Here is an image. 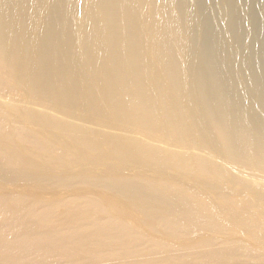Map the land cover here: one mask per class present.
<instances>
[{
    "label": "bare ground",
    "instance_id": "bare-ground-1",
    "mask_svg": "<svg viewBox=\"0 0 264 264\" xmlns=\"http://www.w3.org/2000/svg\"><path fill=\"white\" fill-rule=\"evenodd\" d=\"M244 1L0 0V186L71 198L0 193V264H264V7Z\"/></svg>",
    "mask_w": 264,
    "mask_h": 264
},
{
    "label": "rangeland",
    "instance_id": "rangeland-1",
    "mask_svg": "<svg viewBox=\"0 0 264 264\" xmlns=\"http://www.w3.org/2000/svg\"><path fill=\"white\" fill-rule=\"evenodd\" d=\"M249 4H250V1H246V0L243 3L244 6L249 5ZM249 6H250L249 7V10L252 13L255 21H259L260 20V13H259V11H260V8L262 6L264 7V0H254V1L251 0V4ZM257 32L255 31L253 33V35H252L253 38L258 37ZM27 127H28V129L30 131L36 129L34 123H32V122L31 123H28L27 124ZM9 131H10V134L12 135V137L14 139H16L17 138L16 137L17 132L14 129H9ZM41 131H42V133H39L37 135L42 140H44L45 137H48L50 135L49 132H47L45 130H41ZM182 149L184 150V152H187L189 150V149H187V147L186 148H182ZM63 156H64V158H67L68 157L66 153H64ZM32 160L36 164L42 163V158L40 156H35V157L32 158ZM116 163H117V161H115V160L107 159V160H104V164H102V165L101 164L100 165H96V167L93 168L92 170H93V172H95V174H100V173H103L107 169L108 165H110V164H116ZM74 169L77 171V170H80L81 168L78 165H76V167ZM56 171L57 172H60L61 170L56 169ZM147 174H151V173L147 172ZM33 185L34 184H32V183H30V184L28 183L26 186H18V187H16V186H13L11 184H5V186L4 185L3 186H0V193H3L6 189H13L14 187H16V189H18V190L21 189V188H25V189L30 188V189H32V191H34L33 192L34 194H31V195L38 194L43 199H51V200H53L54 198H62L64 201H67V200L71 199V198L68 197V195H69L70 192L68 190H66L65 188L54 187V186H52L50 184L45 183V184H43L41 186V189L37 192V188L38 187L36 188ZM256 191L257 190L253 189L252 190V195H249L250 198L253 197L252 198V201L254 199L258 198L259 193L256 192ZM79 192H81V191H78V193ZM116 203H117L116 204L117 207H120V205H122V202H120L118 199H117V202ZM128 203L129 204H132V198L128 201ZM57 206H58L57 207V210L58 211H60L61 209L64 208V205H62V203H58ZM255 209H257V211L258 210H260L262 212L264 211V208H260V207H257ZM219 236H221V235H219ZM173 239L174 240H180V238L178 236H175ZM40 258L43 259V260H48L46 258H49V253L47 251H44V253L41 252Z\"/></svg>",
    "mask_w": 264,
    "mask_h": 264
}]
</instances>
